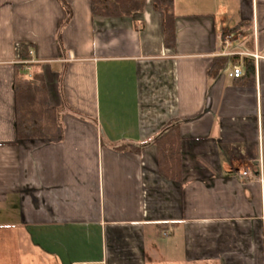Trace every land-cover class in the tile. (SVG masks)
<instances>
[{"label":"crops","instance_id":"obj_1","mask_svg":"<svg viewBox=\"0 0 264 264\" xmlns=\"http://www.w3.org/2000/svg\"><path fill=\"white\" fill-rule=\"evenodd\" d=\"M174 13L166 46L154 0L122 16L0 0V264H264V0H175ZM245 55L252 86L228 75ZM28 58L60 108L55 138L17 136ZM172 121L178 161L131 148Z\"/></svg>","mask_w":264,"mask_h":264},{"label":"trees","instance_id":"obj_2","mask_svg":"<svg viewBox=\"0 0 264 264\" xmlns=\"http://www.w3.org/2000/svg\"><path fill=\"white\" fill-rule=\"evenodd\" d=\"M145 0H90L92 14L102 16H122L139 12L144 7ZM174 1L154 0L156 10L162 12L164 22V43L166 46L174 43ZM248 27V22L240 21L232 25L228 32L234 33L243 27ZM28 47L21 45L20 55L26 58ZM233 63L239 61V56L233 55ZM228 58L215 57L208 67V75L215 76L226 64ZM242 74L236 77L242 84L252 86L255 83V64L251 56L245 55L241 61ZM30 64V63H29ZM31 63V67H32ZM24 63H15V108L16 132L19 138H55L60 127V108L53 106L48 98V91L39 69L25 70ZM35 66V65H33ZM29 74V75H28ZM155 145L161 167L169 166L179 160L180 135L178 121L166 124L150 140L132 145L131 148L140 152L143 146ZM166 177L178 171H160Z\"/></svg>","mask_w":264,"mask_h":264},{"label":"built area","instance_id":"obj_3","mask_svg":"<svg viewBox=\"0 0 264 264\" xmlns=\"http://www.w3.org/2000/svg\"><path fill=\"white\" fill-rule=\"evenodd\" d=\"M28 54H29V56H32L33 55V51L31 49H29L28 50ZM18 62L24 63L25 64L24 67L26 68V65H28L29 63H32L33 59L28 58V59H25V60H20ZM241 74H242V67L238 63L233 64L232 67H231V70L228 73V75L230 77H233V78L239 77ZM239 175L240 176H249V177H253L254 176L253 173L248 168L239 170ZM76 264H92V263L83 262V263H76Z\"/></svg>","mask_w":264,"mask_h":264}]
</instances>
